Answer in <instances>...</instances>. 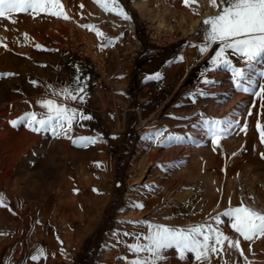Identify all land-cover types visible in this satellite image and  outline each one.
<instances>
[{
    "label": "rangeland",
    "instance_id": "1",
    "mask_svg": "<svg viewBox=\"0 0 264 264\" xmlns=\"http://www.w3.org/2000/svg\"><path fill=\"white\" fill-rule=\"evenodd\" d=\"M62 4L69 20L44 13L35 18L30 14L15 13V23L0 18V74H14L0 76V169L6 171L1 181L6 183L0 187V192L4 191L8 199L5 210L9 216L4 219L8 229L13 234L23 229L24 240L28 234L41 240L50 233L56 239L55 248L42 246L52 251L57 247L74 250L83 235L93 230L99 242L85 255L90 263L91 257L100 251L103 234L114 224L125 230V227L134 226L144 232L145 223L129 222L151 220L170 225L166 216L187 212L181 201L190 198L189 193L196 183L202 189L208 184L203 179L205 170L195 168L193 171L192 149L197 144L203 151L204 160L212 148H226L237 169L233 172L237 180H233L229 188L240 203L254 210L258 204L260 213H264L261 208V203L264 207V159L260 155L264 153V144L260 143L256 129L257 122L264 128V95L260 94L264 88V75L258 73L259 69H264V63H256L251 72V83L256 84L252 95L256 99L254 104L246 105L250 110L245 118L239 112L220 108L233 95L248 96L249 91L234 87L226 67H215L201 81L191 80L181 86L151 115L144 111L141 117L135 118L134 111H127L131 121L123 126V75L131 54L136 47L140 49L136 27L145 38L141 17L149 16L174 29L181 40L202 28L183 23L187 16L196 21L203 14H209L206 7L210 0L190 3L189 6L194 7L192 10L182 0H119V5L132 20L105 12L94 0H62ZM97 31L104 37H98ZM71 33L87 41L92 55L95 52L101 55V74L93 72L89 66L82 68L67 52V39ZM102 44L107 46L101 49ZM233 59L235 66L246 68L236 56ZM206 80L212 82L205 83ZM248 84L245 83V87ZM80 88L84 91L80 92ZM64 89L74 92L78 99L64 98L60 95ZM79 97H83V101ZM49 99L76 108L91 119H77L67 136L53 135L50 130L35 133L26 124L17 127L10 124L28 112L42 118L41 114L46 115L47 109L40 102ZM206 121H221L215 144L213 137L208 143L202 137L212 127L210 123H204ZM199 130L203 131L197 133ZM227 131L230 134L227 135ZM21 132L24 137L17 145ZM169 136L173 137L171 141L167 139ZM85 137H91L95 142L81 139ZM176 137L183 139L176 140ZM142 139L145 144L138 151ZM247 170L251 172L247 176L249 180L245 178ZM247 184L254 189L250 191ZM244 191L249 193V203L242 200ZM100 193L103 196L98 201ZM133 204L144 207L135 208ZM225 233L238 237L232 229ZM240 241L243 257L239 252L229 250L213 254L215 264H245L244 257L251 264H264V237L250 242L240 237ZM110 251L109 244H105L104 252L109 255ZM171 253L176 255L175 251L167 254ZM45 262L42 259L41 264Z\"/></svg>",
    "mask_w": 264,
    "mask_h": 264
},
{
    "label": "snow or ice",
    "instance_id": "2",
    "mask_svg": "<svg viewBox=\"0 0 264 264\" xmlns=\"http://www.w3.org/2000/svg\"><path fill=\"white\" fill-rule=\"evenodd\" d=\"M105 12H112L127 20L130 17L119 5V0H94ZM185 6L198 4V0H182ZM210 5L216 9V15L207 17L202 21L204 25L203 44L196 45L198 51L203 54L209 50L213 44H218L210 63L216 68L226 67L231 74L234 87L243 92H248L249 88L245 83H251V72L255 69V64L264 62V0H210ZM83 5H81V8ZM56 9V10H53ZM24 13L36 15L40 13L56 16L69 20L70 17L63 9L62 0H0V18L9 19L15 23L13 14ZM198 15L199 13L194 12ZM91 28L89 25H82ZM27 38V34H24ZM97 36L104 37L102 32L97 31ZM111 39L109 38V43ZM107 45L102 44L101 49ZM6 47V46H5ZM38 49L40 45H36ZM228 53L236 56L238 61H242L246 68L237 67L228 58ZM219 61V63H218ZM215 70V68L213 69ZM264 75V72L260 73ZM12 73L0 74V76H10ZM157 74L156 78H158ZM212 81H205L210 83ZM35 85V81L32 82ZM80 92L84 89L80 88ZM260 94L264 95V88ZM60 95L66 99L77 100V95L64 89ZM83 101V97H79ZM41 106L47 109V113L41 114L42 118H37L34 112L25 113L18 120L10 121L13 127L26 124L30 131L39 133L41 131H51L53 135L63 134L67 136L77 119H91L81 113L78 109L56 103L49 99L40 102ZM227 120V118H225ZM212 125L209 131L212 134V142L216 143L217 126L221 121L205 122ZM59 129V132L57 131ZM256 129L259 132V140L264 144V128L257 122ZM245 133L247 125L244 126ZM159 135V133H157ZM86 141L95 142L91 137L81 138ZM169 141L173 137L167 138ZM182 140V137H176ZM75 143V141H73ZM264 159V153H261ZM163 167V166H161ZM95 191V190H94ZM4 197L0 194V206H3ZM135 208H143L142 204H133ZM229 219L230 227L238 237L224 233L219 228H214L212 224H200L189 227H172L160 224H147L146 222L130 221L129 223H145L147 232L143 235H136L135 242L127 244L129 252L134 254V258L128 264H165L169 259L167 253L175 251L176 258L180 261L194 260L196 264H211L213 254L235 250L243 257L240 237L244 241H253L254 238L264 237V213L251 209L241 202V205L229 207L223 213L213 218L215 223H221L220 217ZM124 235H132L124 233ZM146 241V242H142ZM32 261L39 264L41 259H47L44 250L40 249L31 256ZM245 264H251L244 257Z\"/></svg>",
    "mask_w": 264,
    "mask_h": 264
},
{
    "label": "crops",
    "instance_id": "3",
    "mask_svg": "<svg viewBox=\"0 0 264 264\" xmlns=\"http://www.w3.org/2000/svg\"><path fill=\"white\" fill-rule=\"evenodd\" d=\"M186 7L190 10L194 9L192 6ZM206 9L209 11V14H203L202 17L196 18L198 22L193 21L195 20L194 17L187 16L183 23L202 26L198 33H192L189 37L183 36L181 40L163 48L156 54L148 53L150 45L147 42V49L138 50L139 46L135 48L123 75V91L125 95L124 127L125 122L129 123L131 121V114L127 111H134L135 118L137 116L141 117L144 111H148V115H151L169 101L171 96L181 86L191 80L201 81L202 78H205L206 75L213 71L215 66L210 63V60L219 45L213 44L203 54L195 47L196 45L203 44L204 25L202 21L207 17H211L212 14H216V9L210 4ZM132 15L135 16V13ZM128 16L132 20L131 15L128 14ZM133 29L135 30L134 26ZM228 58L232 62L235 61L231 53H228ZM157 74H159L158 78H156ZM255 85H253L254 89ZM23 137L24 134L21 132L19 139L23 140ZM19 139L17 141L21 142ZM223 141H226V139ZM193 158V171L195 168L202 171L205 170L206 174L203 175V179L208 184L204 185L206 187L202 189L199 183H196L195 188L192 189L193 191L189 193L190 198L180 203L187 212L181 215L166 216V222H171L170 225L166 226L189 227L200 224H212L213 227L218 226L224 233L226 231L230 232L231 227L227 217L221 216L220 219L222 222L219 224L215 223L213 218L226 211L229 207L241 205L235 197V192L229 188L231 182L235 180L233 177V172L237 171L235 163L230 160L224 146H217L209 150V155L205 160L203 159V151L198 146ZM5 175L6 171L0 169V187L6 183L5 181L1 182L2 177ZM5 179H7V176ZM3 192H0L4 197L3 206H0V264H36V262L32 261L31 256L35 255L40 249L46 253L47 259H45V264H128V261L134 258V254L128 251L126 245L134 243V237L136 235L147 232V227L143 232L134 226L125 227L127 228L125 230L123 229L124 227L114 224L108 233L103 234L100 251L95 257H91V262L89 263L85 255L91 249L90 247L96 246L99 242L98 235L93 233V230L83 235L74 250L66 251L65 248L60 249L58 247L53 251L45 250L46 247L44 246H52L55 248L53 245L56 239L50 233L47 234L46 238L41 240L40 238L37 239L36 236L33 237V235L28 234V237L24 240L23 229H20V232L17 234H13L12 230L8 229L7 223L4 220L9 216L7 213L8 210H5L8 199ZM102 196L103 194L100 193L98 201L99 199L101 200ZM261 208L264 210L262 203ZM155 222L153 223L151 220L147 221L148 224L155 225L159 223L158 221ZM126 232L132 235H124ZM34 238H36V241L33 242ZM105 244H109L110 246L111 253H108L109 255L104 252ZM167 255L169 259L165 264H196L194 260L180 261L172 253ZM213 258L211 259V264H215V258ZM41 261L42 259L39 261V264H41Z\"/></svg>",
    "mask_w": 264,
    "mask_h": 264
},
{
    "label": "built area",
    "instance_id": "4",
    "mask_svg": "<svg viewBox=\"0 0 264 264\" xmlns=\"http://www.w3.org/2000/svg\"><path fill=\"white\" fill-rule=\"evenodd\" d=\"M141 19L143 22L146 42L150 45L148 50L149 54H156L163 48L179 41L180 38L174 29L159 24L158 21L149 16H142ZM89 48L90 47L84 38L74 33H71L68 36L67 52L74 56L78 65L83 68L89 66L93 72L101 74L103 70L102 57L96 52L92 55ZM243 198L246 199L244 193ZM255 210L261 212L260 208L255 207Z\"/></svg>",
    "mask_w": 264,
    "mask_h": 264
},
{
    "label": "bare ground",
    "instance_id": "5",
    "mask_svg": "<svg viewBox=\"0 0 264 264\" xmlns=\"http://www.w3.org/2000/svg\"><path fill=\"white\" fill-rule=\"evenodd\" d=\"M138 5H140V4H138ZM262 63H264V62H262ZM258 65V64H257ZM264 67V66H263ZM257 71V70H256ZM264 71V69L263 68H261V69H259V71H258V73L259 72H263ZM219 72V71H218ZM219 74H221V73H219ZM252 74V73H251ZM257 74V73H256ZM255 74V75H256ZM211 75V74H210ZM252 76V75H251ZM255 81V80H254ZM181 85V84H180ZM253 85H254V83H249L248 85H247V87L249 88V94H247L248 96H246V94L245 95H243L242 94V96H241V94H236V96H234L233 95V97H230V98H232V99H230V101L228 102V103H226V105H224V106H222L220 109L222 110H224V109H226V110H230L232 113H234V112H239L238 114H241L242 115V118H245V116H246V113L248 114V112H249V110L250 109H247V104H249V103H253L254 104V101H255V96H253L252 95V93H253V91H254V88H253ZM208 86V85H207ZM229 87V86H228ZM228 91V90H227ZM228 93V92H227ZM244 97H246V98H244ZM210 101V100H209ZM219 103V102H218ZM221 103V102H220ZM214 104V103H213ZM215 108V107H214ZM212 109H213V107H212ZM219 110V109H218ZM218 110H215V111H218ZM210 112H211V110H210ZM218 112H220V111H218ZM230 112V113H231ZM217 113V112H216ZM215 113V114H216ZM231 113V114H232ZM212 114H214V113H212ZM218 114V113H217ZM229 114V113H228ZM237 114V113H236ZM196 116H198V115H196ZM211 116V115H210ZM220 116V115H219ZM201 118V117H200ZM208 118V117H207ZM195 120V119H194ZM240 120V119H239ZM243 120V119H242ZM205 123V122H204ZM236 124V123H235ZM205 126V125H204ZM204 126H202V127H204ZM233 126H234V124H233ZM233 129V128H232ZM203 130H199V131H197V133H199V132H202ZM230 131H227V135L228 134H230L229 133ZM2 133V132H1ZM3 134V133H2ZM2 134H1V136H2ZM201 135V134H200ZM20 136V135H19ZM23 136V135H22ZM202 137H203V139L204 140H206L207 142L212 138V134H211V132L210 131H208L207 133H205L204 135H202ZM20 138V137H19ZM19 140H21V139H19ZM146 140V139H145ZM18 142V141H17ZM145 144V141H144V139H142L139 143H138V151H140V150H142V147H143V145ZM153 144H155V143H153ZM160 144V143H159ZM183 144V143H182ZM152 145V144H151ZM156 145V144H155ZM161 146V145H160ZM197 147H198V144L192 149V155H194V153H195V151H196V149H197ZM185 148H187V147H185ZM172 149V148H171ZM183 149V148H182ZM191 149V148H190ZM161 150H162V148H161ZM175 150H176V147H175ZM138 151H137V153L135 154L136 156H137V154H139L138 153ZM173 151V150H172ZM185 151V150H184ZM187 151V150H186ZM175 152V151H174ZM178 153V152H177ZM140 154H142V153H140ZM150 154H152V153H150ZM178 154H180V153H178ZM167 155V154H166ZM175 156V155H174ZM168 157V156H167ZM181 157V156H180ZM135 159V158H134ZM194 159V158H193ZM136 161V160H135ZM4 168V167H3ZM239 172V171H238ZM253 172V171H252ZM251 172L250 171H245V178H247L248 179V177H249V174H250ZM138 174H140V173H138ZM237 176H239L238 174H237ZM248 176V177H247ZM240 177V176H239ZM252 177V176H251ZM234 178H235V176H234ZM253 178V177H252ZM259 179V178H258ZM235 180H237V177H236V179ZM249 180V179H248ZM250 182V181H249ZM248 183V182H247ZM76 185V184H75ZM248 185V184H247ZM251 185H248V189L250 190V191H252V188L253 187H250ZM194 187H195V185H194ZM254 189V188H253ZM193 191V190H192ZM257 192V191H256ZM244 193V195H245V198L246 199H242L243 201H245L246 203H249V199L247 198V195L249 194V193H246V191H244L243 192ZM253 193V192H252ZM39 198V197H38ZM196 206V205H195ZM255 207H257V208H260L258 205H255ZM70 209V208H69ZM26 242V241H25Z\"/></svg>",
    "mask_w": 264,
    "mask_h": 264
},
{
    "label": "trees",
    "instance_id": "6",
    "mask_svg": "<svg viewBox=\"0 0 264 264\" xmlns=\"http://www.w3.org/2000/svg\"><path fill=\"white\" fill-rule=\"evenodd\" d=\"M136 32L138 40L140 42V49H147L148 45L146 43V39L142 35H140L138 27H136Z\"/></svg>",
    "mask_w": 264,
    "mask_h": 264
}]
</instances>
